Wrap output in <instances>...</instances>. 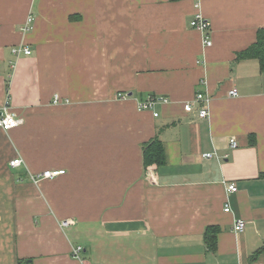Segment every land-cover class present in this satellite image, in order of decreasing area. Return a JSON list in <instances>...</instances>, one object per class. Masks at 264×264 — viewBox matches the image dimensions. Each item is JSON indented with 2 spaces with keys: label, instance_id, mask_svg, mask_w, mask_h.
Masks as SVG:
<instances>
[{
  "label": "crops",
  "instance_id": "0c3cea01",
  "mask_svg": "<svg viewBox=\"0 0 264 264\" xmlns=\"http://www.w3.org/2000/svg\"><path fill=\"white\" fill-rule=\"evenodd\" d=\"M263 28L264 0H0V106L22 120L0 129V264H264V71L236 57ZM199 91L206 118L183 109ZM46 169L65 172L28 179Z\"/></svg>",
  "mask_w": 264,
  "mask_h": 264
},
{
  "label": "built area",
  "instance_id": "2783aa9c",
  "mask_svg": "<svg viewBox=\"0 0 264 264\" xmlns=\"http://www.w3.org/2000/svg\"><path fill=\"white\" fill-rule=\"evenodd\" d=\"M33 17L32 15H29L24 23V25L21 27V30L24 32L29 31L32 29L33 26ZM190 26L192 28L199 29L203 33V41L205 43V46L211 45V39H210V22L207 18L199 11L197 10L192 19L190 20ZM15 53H23L25 55H28L31 53V50L23 45H20L14 49ZM228 95L236 96L237 95V89L234 87L228 91ZM117 99H126L130 98L131 94H128L127 92H118L116 94ZM211 98L209 95L204 94L203 92L199 91L194 94L193 100L187 101L183 104V109L186 112H195L197 117L199 118H206L209 114L208 110V103L210 102ZM168 101L165 97H158L156 95H149L145 99H139L137 100V109L139 110H151L154 108V106L157 103L166 102ZM59 102V95L55 94L53 97V103ZM197 105V108H194V105ZM157 112H153L154 116H157ZM22 120L18 118L13 112L10 111V103H9V97L7 96L3 105L0 106V129L4 131H8L16 126H18ZM237 141L234 138H229V147L234 149L237 147ZM202 157L204 158H211L216 157L215 153L206 152L202 154ZM23 164V159L20 157L14 158L11 161H9V166L11 167H19ZM65 170L63 169H46L40 172L36 173H29L28 179L33 183H38L42 180H51L54 179L62 174H64ZM227 193H233L237 191V187L234 183H229L226 186ZM230 209L228 205H225L223 211L228 212ZM69 220L62 221L61 225L66 226L69 225ZM245 227V221L243 219L236 220L234 223V230L237 232H241ZM81 251V246H73L71 249V256L74 258L79 259V253Z\"/></svg>",
  "mask_w": 264,
  "mask_h": 264
},
{
  "label": "trees",
  "instance_id": "16d2710c",
  "mask_svg": "<svg viewBox=\"0 0 264 264\" xmlns=\"http://www.w3.org/2000/svg\"><path fill=\"white\" fill-rule=\"evenodd\" d=\"M237 59L245 57H255L259 60L260 69L264 71V28L258 29L255 41L248 46L246 49L236 54ZM142 158L143 166L146 167L151 164L157 166L163 165L165 163V155L162 141L158 136H154L150 140L142 144ZM212 232L207 237V246L208 249H212L215 243V232L213 228ZM28 260H20L18 264H28Z\"/></svg>",
  "mask_w": 264,
  "mask_h": 264
},
{
  "label": "bare ground",
  "instance_id": "6f19581e",
  "mask_svg": "<svg viewBox=\"0 0 264 264\" xmlns=\"http://www.w3.org/2000/svg\"><path fill=\"white\" fill-rule=\"evenodd\" d=\"M80 254V253H79Z\"/></svg>",
  "mask_w": 264,
  "mask_h": 264
}]
</instances>
